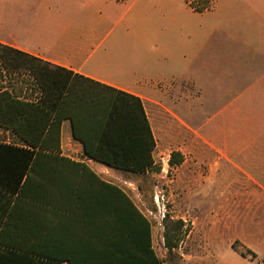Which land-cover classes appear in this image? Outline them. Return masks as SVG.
<instances>
[{"label":"crops","instance_id":"crops-1","mask_svg":"<svg viewBox=\"0 0 264 264\" xmlns=\"http://www.w3.org/2000/svg\"><path fill=\"white\" fill-rule=\"evenodd\" d=\"M191 2L0 0V44L133 95L147 117L158 95L173 106L176 152L206 173L224 235L264 264V0H211L204 12ZM61 151L121 188L104 176L118 170L84 156L68 120Z\"/></svg>","mask_w":264,"mask_h":264},{"label":"trees","instance_id":"trees-1","mask_svg":"<svg viewBox=\"0 0 264 264\" xmlns=\"http://www.w3.org/2000/svg\"><path fill=\"white\" fill-rule=\"evenodd\" d=\"M67 120L88 160L160 172L139 98L0 44V129L11 136L0 141V264H162L152 224L130 196L62 155ZM183 161L173 152L169 164ZM164 224L172 252L185 223L166 215Z\"/></svg>","mask_w":264,"mask_h":264},{"label":"rangeland","instance_id":"rangeland-1","mask_svg":"<svg viewBox=\"0 0 264 264\" xmlns=\"http://www.w3.org/2000/svg\"><path fill=\"white\" fill-rule=\"evenodd\" d=\"M194 3L202 6L204 9L201 12H204L210 8L211 0H207L205 6L198 0H192L193 9ZM159 101V95L146 101V111L156 140L154 158L160 172L141 176L116 171L104 176L125 190L151 222L153 247L162 264H261V258L254 260L251 253L241 248L235 236L224 235L222 205L213 204L207 199L204 185L206 173L203 170L192 173L189 156L186 158L188 162L185 159L181 166H170L169 174L162 171L163 162L171 159L172 153L179 148V132L173 106L165 108ZM5 137L7 135L0 131V141ZM157 190L166 196V215L171 220L185 223L184 239L172 252L165 246L164 221L162 229L156 217L154 197Z\"/></svg>","mask_w":264,"mask_h":264},{"label":"built area","instance_id":"built-area-1","mask_svg":"<svg viewBox=\"0 0 264 264\" xmlns=\"http://www.w3.org/2000/svg\"><path fill=\"white\" fill-rule=\"evenodd\" d=\"M170 158L166 160V162H163V169L162 171L167 175L171 171L170 164H169ZM155 206L157 208L156 217L158 219L159 225L163 229V221L166 216V205H167V199L165 194L162 191L157 190L154 197Z\"/></svg>","mask_w":264,"mask_h":264}]
</instances>
